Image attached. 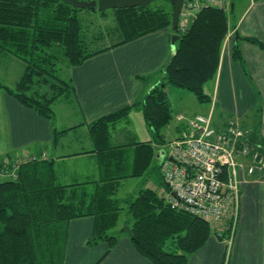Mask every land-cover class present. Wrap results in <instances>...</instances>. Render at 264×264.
I'll return each mask as SVG.
<instances>
[{
    "label": "trees",
    "instance_id": "16d2710c",
    "mask_svg": "<svg viewBox=\"0 0 264 264\" xmlns=\"http://www.w3.org/2000/svg\"><path fill=\"white\" fill-rule=\"evenodd\" d=\"M165 1L169 7L151 2L99 12L75 8L62 0H0V54L23 64L17 82L12 87L0 82V89L52 119L53 104L73 93L70 81L57 75L60 66L79 65L110 48L171 26L172 6ZM225 6H200L190 25L184 31L178 28L175 50L160 82L132 105L90 124L97 179L59 182L54 162L44 153H34L38 160L20 164L14 179L7 175L9 179L0 181V264H64L68 223L87 216L93 218V229L86 244L106 241L110 250L117 236L109 231L119 224L122 211L128 215L124 224L139 255L151 264H190L189 256L214 234L211 225L172 208L151 187H141L124 199L117 197V190L122 179L150 177L149 166L156 151L152 143H164V129L173 119L168 86L187 90L199 103L210 101L204 85L217 73L228 33ZM89 11L98 12L104 21L92 35L90 24L95 23L85 13ZM99 39L104 46H96ZM243 39L264 47L255 38ZM232 56L243 60L237 45ZM132 108L141 112L150 140L113 143L112 126L126 119ZM72 128L54 129V142ZM89 183L94 185L92 189L87 187ZM159 184L166 188L161 176Z\"/></svg>",
    "mask_w": 264,
    "mask_h": 264
},
{
    "label": "crops",
    "instance_id": "0c3cea01",
    "mask_svg": "<svg viewBox=\"0 0 264 264\" xmlns=\"http://www.w3.org/2000/svg\"><path fill=\"white\" fill-rule=\"evenodd\" d=\"M227 1L228 33L221 47L217 73L204 85L210 101L199 103L193 96L195 100L189 98L192 108L187 110V93L168 86L167 97L169 93L177 95L181 109L173 113L172 125L168 124L166 131L164 129L165 141L169 143L179 137L186 128L184 120H177V114L182 113L185 118L210 114L211 125L215 129H223L228 121H237L248 131L250 143L262 144L259 151L264 154V47L243 39L252 37L264 44V0ZM197 11L187 16V26ZM172 34L174 31L169 26L96 54L79 65L67 67L65 78L70 81L73 93L53 104L52 119L39 115L0 89V162L27 150L29 153H44L48 160H52L59 182L66 184L97 179V154L90 124L132 105L160 82L163 68L175 50V44L172 48L170 42ZM235 45L240 49L242 61L232 56ZM4 60L13 62L6 68L14 70L18 68L16 63L21 62L13 56L0 54V61ZM21 69L23 64L16 71L7 69L6 82L1 83L12 87ZM135 111L140 112L132 108L127 118ZM143 122L145 137H148L139 141H148L150 132L144 119ZM116 125L111 128V137ZM66 128L72 129L58 136L54 142L53 130ZM126 131L133 137L139 135L135 129ZM152 145L156 150L154 157H159V168L162 155L168 150H161L157 156L161 144L153 142ZM239 160L244 164L251 162L249 156L239 157ZM239 174V219L228 261L229 264H264V167L252 173H247L245 167ZM5 176L0 173V177ZM6 179L9 178L0 181ZM147 181L153 184L149 178ZM86 185L89 189L94 186ZM92 229L91 216L69 221L64 264L90 261L103 249H108L104 241L94 247L86 244ZM115 235V245L110 250L106 249L108 253L102 261L100 258L94 264H151L137 253L127 234ZM224 251V242L211 234L205 244L189 256V262L223 264Z\"/></svg>",
    "mask_w": 264,
    "mask_h": 264
},
{
    "label": "built area",
    "instance_id": "2783aa9c",
    "mask_svg": "<svg viewBox=\"0 0 264 264\" xmlns=\"http://www.w3.org/2000/svg\"><path fill=\"white\" fill-rule=\"evenodd\" d=\"M198 1V2H197ZM187 2V1H186ZM227 0H192L184 3L178 28H187V16L202 5L223 6ZM183 133L169 142L162 155L159 173L166 188L158 190L172 208L189 213L206 222L215 237L225 243V264L228 262L239 219L240 170L247 173L264 167L261 145L250 143L248 131L237 121H229L223 129L211 125V116L193 115L185 118ZM250 157V163L242 159ZM40 157L26 150L8 156L0 162V173L16 177L18 166Z\"/></svg>",
    "mask_w": 264,
    "mask_h": 264
},
{
    "label": "rangeland",
    "instance_id": "374dc122",
    "mask_svg": "<svg viewBox=\"0 0 264 264\" xmlns=\"http://www.w3.org/2000/svg\"><path fill=\"white\" fill-rule=\"evenodd\" d=\"M152 4H162V5H165L166 7H169V3L165 0H154V1H152ZM84 11L85 10H83L82 12L84 13ZM85 13L87 15L91 16L90 17V19L92 20L91 23H95V26L90 24V26H91L90 27V35H92L93 33L98 32L99 27L97 25L98 24L102 25L104 23V21L102 19H99L100 15L98 12L89 11V12H85ZM186 20H188V19H186ZM96 44H97L96 45L97 47L104 46L103 41H101L100 39H99L98 43H96ZM14 63H16V62H14ZM12 64H13V62H8L7 60L0 61V82H4V81L6 82L4 77H8V76H6L7 74H9L7 72V69H9L10 71H16L17 69L22 68L21 62L16 63V65L18 67L16 70H14L13 68H6L8 65L11 66ZM3 66H5V67H3ZM22 70L23 69H21V73H22ZM66 73H67V66L61 65L60 69L57 71V75L65 78L67 76ZM174 89L182 90V88H177V87H175ZM183 91H185V93H187V95H188L185 98V102H188V103H186L188 106L187 110H191L192 107H191V102H189V98L194 99L193 94L184 90V89H183ZM168 98H169L168 100L170 101L172 113L181 109L179 107L180 103H179V98L177 97V95L169 93ZM172 122H173V119L169 123L170 126L172 125ZM126 129H130V130L135 129L139 135L136 137H133L132 135H130L126 131ZM165 131H166V128H165ZM124 134H128V135H124ZM145 135H146V130H145L144 122L142 119V115L140 112H136V111L134 113H132L131 116H129L127 119H124V120H121L120 122H118L115 129L112 131L113 141L115 143H121L122 142V144H128V143H131L132 141L144 140L145 138L148 137V136L145 137ZM168 146H169V143L166 140L163 144L160 145V149L157 152V156H159V153L161 150L167 151L169 148ZM158 159H159V157H158ZM158 159H157V157H154L152 159L150 166H149V173H150L149 179L151 182H153L154 185L148 183V181H147L148 178L146 176H136V177L125 178V179H122L120 184H119V187L117 190V197L124 199L126 197L133 196L137 193L139 188L144 187V186L145 187H151L156 192H158V190H160V184H159L160 173H159V168H157ZM2 178L3 179L8 178V176L0 177V180H2ZM127 218H128V215L124 211H122V213L120 215L118 226L116 228L110 230L109 233L113 234V235L120 234V233L127 234L126 232L123 231L124 227L126 226L124 224V221ZM100 242H103V241H99L98 243H100ZM104 242L107 243L106 241H104ZM97 244H95V245H97ZM95 245H89V246L94 247ZM106 249H103V251L94 259H91L90 261H88V259L84 260L80 264H94L100 258L102 261L105 258V255L108 253V251H106ZM225 251H224V254H225ZM223 260H224V256H223ZM223 264H225V262H223ZM226 264H229V261Z\"/></svg>",
    "mask_w": 264,
    "mask_h": 264
},
{
    "label": "water",
    "instance_id": "95a60500",
    "mask_svg": "<svg viewBox=\"0 0 264 264\" xmlns=\"http://www.w3.org/2000/svg\"><path fill=\"white\" fill-rule=\"evenodd\" d=\"M64 3L69 4L75 8H91L102 12L107 9L112 8H124V7H134V6H147L154 0H91V1H79V0H62ZM172 6V16H171V28L174 34L171 35L170 42L171 47L174 48L175 41L178 39V23L179 14L186 1L192 0H168ZM124 232L130 233L128 225L124 227Z\"/></svg>",
    "mask_w": 264,
    "mask_h": 264
}]
</instances>
